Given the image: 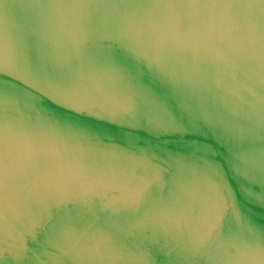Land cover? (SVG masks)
<instances>
[{
	"label": "water",
	"instance_id": "1",
	"mask_svg": "<svg viewBox=\"0 0 264 264\" xmlns=\"http://www.w3.org/2000/svg\"><path fill=\"white\" fill-rule=\"evenodd\" d=\"M0 264H264V0H0Z\"/></svg>",
	"mask_w": 264,
	"mask_h": 264
}]
</instances>
